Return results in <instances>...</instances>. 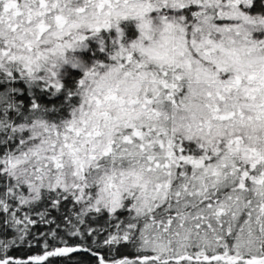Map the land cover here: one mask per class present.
<instances>
[{
    "label": "snow or ice",
    "instance_id": "snow-or-ice-1",
    "mask_svg": "<svg viewBox=\"0 0 264 264\" xmlns=\"http://www.w3.org/2000/svg\"><path fill=\"white\" fill-rule=\"evenodd\" d=\"M0 264H264V0H0Z\"/></svg>",
    "mask_w": 264,
    "mask_h": 264
},
{
    "label": "trees",
    "instance_id": "trees-1",
    "mask_svg": "<svg viewBox=\"0 0 264 264\" xmlns=\"http://www.w3.org/2000/svg\"><path fill=\"white\" fill-rule=\"evenodd\" d=\"M11 254L14 256H25V255H30L31 253L27 252L24 249H21L20 251L13 252ZM125 254H127V252H125Z\"/></svg>",
    "mask_w": 264,
    "mask_h": 264
}]
</instances>
